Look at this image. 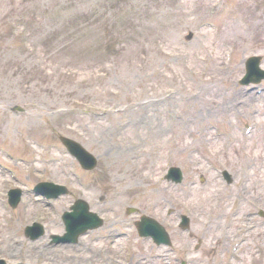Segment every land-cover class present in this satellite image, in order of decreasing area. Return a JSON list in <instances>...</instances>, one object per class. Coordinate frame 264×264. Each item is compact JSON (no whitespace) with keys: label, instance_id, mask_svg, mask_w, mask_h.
Masks as SVG:
<instances>
[{"label":"rangeland","instance_id":"374dc122","mask_svg":"<svg viewBox=\"0 0 264 264\" xmlns=\"http://www.w3.org/2000/svg\"><path fill=\"white\" fill-rule=\"evenodd\" d=\"M212 3L0 0V264L154 257L150 238H143L149 249L137 242L138 214L176 238L160 247L165 258L157 264H180L191 246L187 259L206 255L213 263L238 243L234 264H264V219L255 214L264 212V80L255 90L238 83L246 57L260 55L264 70V0ZM62 136L95 155L96 167L82 170ZM169 164L182 165L181 183L165 179ZM227 165L229 184L219 174ZM41 180L69 192L51 207L32 193L8 206V189ZM76 199L103 222L63 255V245L45 243L64 232L53 210ZM129 206L137 211L126 213ZM167 209L189 215L190 237L166 225ZM38 219L45 234L31 240L24 228ZM123 231L134 234L127 239ZM120 248L128 250L123 260Z\"/></svg>","mask_w":264,"mask_h":264},{"label":"bare ground","instance_id":"6f19581e","mask_svg":"<svg viewBox=\"0 0 264 264\" xmlns=\"http://www.w3.org/2000/svg\"><path fill=\"white\" fill-rule=\"evenodd\" d=\"M220 4H221V2H220ZM23 38V40H25V39H27L28 38V34L26 33L25 34V36H23L22 37ZM28 40V39H27ZM27 44V43H26ZM28 46H29V40H28ZM233 97H234V95H233ZM232 102H234V101H232ZM170 178H171V180H173L172 179V177L170 176ZM40 187H42L43 189H44V191H48V192H51L52 190H54V187H56L57 188V190L56 191H58L59 189V187L58 186H54V187H50V186H48V185H42V184H40L39 185ZM44 198H46L45 196H43ZM182 222V225L184 226V228H185V232H186V234L188 235V233H189V235H191V231L189 230V228H188V224H187V222L185 221V220H182L181 221ZM168 223H170V224H168ZM175 223V219H170V220H168V221H166V224L167 225H173ZM153 230L156 232L157 230H156V228H153ZM176 230V229H175ZM38 231L39 230H35L34 229V226H33V228L30 230V232H31V234L34 236V235H37L38 234ZM134 233H132L131 235H128L127 233H123V235L127 238V237H130V236H132ZM136 239H137V242L138 243H140V245L141 246H143V247H146L147 249H149V245L146 243V240H144V239H142V238H140V237H138V236H136ZM179 240H182L180 237H179ZM140 241V242H139ZM176 242V238L175 237H172V239H171V241H170V243L172 244V243H175ZM168 246V242H165V247H167ZM198 248V247H197ZM41 249L43 250L44 248L43 247H41ZM67 247H64V249L63 250H60V252L63 254V255H68V251H67ZM195 249V248H194ZM51 250L52 249H50L49 250V252H51ZM55 251V250H54ZM191 251H192V246L190 247V251H189V253L188 254H191ZM52 252H53V250H52ZM130 254H139V252H137V251H134V252H129ZM183 253V252H182ZM181 253V254H182ZM51 254V253H50ZM206 254V252H204V254L203 255H205ZM149 256H148V259L147 258H144L143 257V255H138L135 259H131L132 261L130 262V264H157V260H160V263L161 262H163V258H164V256H165V253H164V251L163 250H160L159 252H158V255L157 256H154L153 257V255H151V254H148ZM70 256V255H69ZM123 256H120L119 257V259L120 258H122ZM200 257V256H199ZM124 258V257H123ZM123 258H122V260H123ZM128 259H130V258H128ZM148 260V261H147ZM199 260L201 261V264H206V259H204V258H202V257H200L199 258ZM129 263V261H127V260H125V261H123L121 264H128Z\"/></svg>","mask_w":264,"mask_h":264},{"label":"water","instance_id":"95a60500","mask_svg":"<svg viewBox=\"0 0 264 264\" xmlns=\"http://www.w3.org/2000/svg\"><path fill=\"white\" fill-rule=\"evenodd\" d=\"M65 143L69 144L70 142L68 140H65Z\"/></svg>","mask_w":264,"mask_h":264}]
</instances>
